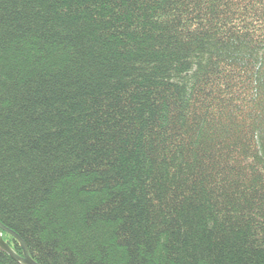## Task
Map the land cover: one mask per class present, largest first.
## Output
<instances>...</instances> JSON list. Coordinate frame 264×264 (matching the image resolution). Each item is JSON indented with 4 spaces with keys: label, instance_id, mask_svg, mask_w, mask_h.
<instances>
[{
    "label": "trees",
    "instance_id": "1",
    "mask_svg": "<svg viewBox=\"0 0 264 264\" xmlns=\"http://www.w3.org/2000/svg\"><path fill=\"white\" fill-rule=\"evenodd\" d=\"M0 223L37 264H264V0H0Z\"/></svg>",
    "mask_w": 264,
    "mask_h": 264
},
{
    "label": "water",
    "instance_id": "2",
    "mask_svg": "<svg viewBox=\"0 0 264 264\" xmlns=\"http://www.w3.org/2000/svg\"><path fill=\"white\" fill-rule=\"evenodd\" d=\"M0 231L5 232L13 236L21 245V248L23 250V256L17 255L9 246L6 244L4 240H2V237L0 236V247L5 250L10 256H12L15 260H17L20 264H37L32 260L30 257L25 242L13 231L7 229L0 223Z\"/></svg>",
    "mask_w": 264,
    "mask_h": 264
}]
</instances>
